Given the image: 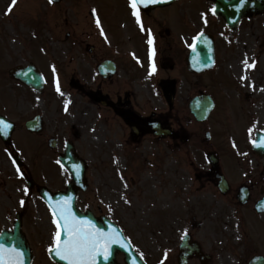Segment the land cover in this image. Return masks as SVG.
<instances>
[{"label":"flooded vegetation","instance_id":"af4514ba","mask_svg":"<svg viewBox=\"0 0 264 264\" xmlns=\"http://www.w3.org/2000/svg\"><path fill=\"white\" fill-rule=\"evenodd\" d=\"M93 1L96 5L86 12V20L91 23L88 22L89 28H82L85 32L81 34H73L75 29L68 17L70 7L64 8L66 49L53 50L50 48L54 44H50L41 51L34 44H24L22 47L27 49L18 50L13 65L3 62L0 115L14 126L11 142L6 144L0 140L1 158L18 154L27 163L58 162L66 146L76 147L83 137L80 128L85 122L74 106L96 110L102 125L114 131L118 142L130 151L132 146L144 145L162 150L169 141L165 136L168 130L176 132L177 141H183L180 131L183 100L195 89L199 79L187 71V57L199 32L187 27L180 17V0L149 11L139 9L140 22L133 15L130 0ZM197 1L209 4L211 11L215 9L216 0ZM97 17L100 26L96 23ZM150 38L153 45L148 43ZM217 50L216 44L218 60ZM16 68L20 71L11 75L15 77L12 78L10 73ZM39 76L45 82L42 91L38 89ZM57 79L66 85L68 95L55 91L53 85ZM7 84L10 90L5 88ZM76 97L78 103H75ZM225 165L220 162L222 169ZM204 166L206 171L197 176L195 172L190 178V183L194 179L200 189L194 193L192 205L187 207L191 216L180 220V254L186 239L189 245L199 247L200 254H192L185 260L180 258V264H249L256 256L264 257L263 240H249L251 237L244 235L234 242L233 236L225 232L229 229L227 221L217 218L226 209L233 208L232 196L236 190L232 187L229 195H221L216 189L217 170L207 162ZM196 169L199 170L198 166ZM43 179V185L61 187L56 191L66 189L70 182V178L64 183L61 178ZM247 184L252 198L257 182ZM3 186L0 178V191ZM40 186L41 180L35 179L29 189L39 193ZM0 204L2 211L6 207L1 201ZM88 207L82 206V210L88 211ZM90 210L96 217L104 216L101 211ZM10 224L8 211L0 212V232L9 229Z\"/></svg>","mask_w":264,"mask_h":264},{"label":"rangeland","instance_id":"374dc122","mask_svg":"<svg viewBox=\"0 0 264 264\" xmlns=\"http://www.w3.org/2000/svg\"><path fill=\"white\" fill-rule=\"evenodd\" d=\"M9 1L0 0V63L15 59L16 55L13 50H17L21 43L27 41L33 30L37 33L36 27H39L41 31H39L37 39H33L35 44H54L52 48L55 50L66 49L63 45L65 41L64 27L61 28L58 25L57 20L60 18L57 12L52 13L51 5L46 0H17L13 11L14 16L4 17V5L6 6ZM70 1L67 0L63 4L62 19L65 16L64 8L70 7L68 17L75 29L73 34H81L85 32L82 28H89L88 22L91 23L89 19L86 20V12H89V9L96 3L93 0ZM187 1L189 0L180 2V11L185 10V18L188 22L191 21V26L192 22L196 21L200 30H213L217 37L218 33L220 34L218 37L219 67L214 73L198 79L195 89L183 100L185 110L181 119H183L184 135L185 138L191 135L190 139H192L188 145L190 148L188 152L199 156L198 148L194 147V143L199 142V138L194 137L197 125L191 121L187 104L193 95L205 93L213 96L219 103V110L213 114L210 122L204 125L201 130L203 134L206 130L212 133L213 150L218 151L224 158L230 157V161H234L237 155L244 156L247 147L246 141H249L252 129L264 131V23L262 24L264 19L260 20L258 25L245 24L236 32L227 30L223 32L222 22L203 21L199 17L200 11L197 9V5ZM55 11L57 10L55 9ZM51 17L53 20L49 25ZM18 21L25 24L17 25ZM48 28L49 31L51 28L53 29L49 32ZM5 35H7V40H3ZM243 55L247 56L249 64H254L255 67L248 68L243 64L244 71L239 76L234 66L239 64L238 60L240 61ZM242 77H247V79H242ZM75 101L78 103L79 100L75 98ZM77 109L82 113V116L88 113L87 120L84 119L85 122H88L83 128L84 137L76 144L80 153L87 158L89 163L88 177L92 191L87 197L93 199L95 207L101 206L107 211L109 199L113 200L112 203L119 202L117 213H115L117 218L124 220L122 224L127 227L126 230L141 248L151 254V262L153 264H177L180 220L188 219L189 212L186 207L192 201V193L185 188L182 181L180 182V165L184 163L182 153L180 152V157L177 151L170 152V149L166 151V154L164 153L161 158V165H163L160 167L161 172L157 173L154 170L156 176H160V178L156 182H149L150 187H144L139 179L129 186L126 191L129 192L132 206L124 204V200L120 197L121 194L109 192L106 197L102 196L101 192L119 185L118 172H120L121 166L124 169L126 166L125 163L121 164L119 160L115 159L113 161L115 165L112 163L113 168H108L107 171L101 161L107 163L114 155H123L126 159L131 160L130 157L132 156L140 157L138 156L139 152L135 147L131 151H136L137 154L131 153L129 149H124L114 133L108 132L106 127L102 125L98 115H96V110L86 109V107H77ZM148 148L149 153L146 148L140 149L142 154L140 158L145 159L143 155H146L147 159L156 158V149ZM182 149L186 150V147L180 148V150ZM237 160L241 161V159ZM129 164L131 165V163ZM0 165L4 168H10L9 164L7 166V164L0 163ZM108 167H110L109 162ZM54 169L55 167L50 165L48 175L57 176V170L54 171ZM244 169V163H241L233 174L241 177ZM10 174L15 177L13 171ZM129 177L135 180L137 175H130ZM260 185L264 187L263 175L260 179ZM120 188L122 189V187ZM221 205L219 204V206ZM229 211L231 210L226 209L225 212L228 214ZM242 212L251 211L242 210ZM25 215V232L30 237L29 240L35 253V264H54L49 259L47 251L43 250L46 246L45 243L50 242V237L53 238L54 242L56 226L53 220L48 217L45 208L39 203L31 204ZM248 216L251 221L255 219L254 214L250 213ZM255 237L257 241L262 240L264 232L261 230Z\"/></svg>","mask_w":264,"mask_h":264},{"label":"snow or ice","instance_id":"6c2138e0","mask_svg":"<svg viewBox=\"0 0 264 264\" xmlns=\"http://www.w3.org/2000/svg\"><path fill=\"white\" fill-rule=\"evenodd\" d=\"M158 2L159 0H130V6L137 22H140V5L147 6ZM16 3L17 0H12V6H15ZM49 3H54V0H49ZM11 11L12 7H9L8 12L10 13ZM212 11L215 12L216 9H212ZM96 23L100 26L99 17H97ZM141 28H143V24H141ZM101 33L103 34V28H101ZM148 43L153 45V40L150 38ZM193 51H195V45H193ZM152 52L154 55L155 48H153ZM243 64L248 68L255 67L254 64H249L247 59L243 61ZM152 70H155L154 64L152 65ZM242 79H247V77H242ZM56 91L63 95L58 79L56 80ZM65 110H67V107ZM3 127L6 131L10 125L5 123ZM25 192H27V189H25ZM23 203L24 201L21 200V204ZM52 215L56 231L53 246L49 250L59 257L60 260L66 261V264H98V258H102L105 261L108 260L111 255L112 245L130 246V242H127L126 238L117 230L113 229L106 232L96 227L90 220L78 217L73 212L71 203L67 199L59 201L53 207ZM23 257V252L16 247L6 248L0 245V264H23Z\"/></svg>","mask_w":264,"mask_h":264},{"label":"water","instance_id":"95a60500","mask_svg":"<svg viewBox=\"0 0 264 264\" xmlns=\"http://www.w3.org/2000/svg\"><path fill=\"white\" fill-rule=\"evenodd\" d=\"M164 1H169V0H164ZM245 1H247V0H235L234 3L241 5ZM250 1H253V0H250ZM257 1H259V0H257ZM249 5H250V2H249ZM240 10H241V8L240 9H236V7L234 8L233 12L238 13L237 17H239L242 14L243 10L242 11H240ZM234 16H232V17H234ZM192 53L195 54V56H198L200 58L199 62H200L202 67H205L206 65H208L212 61V45L210 44V42L204 40V38H202V37L197 41V47H196L195 51H193ZM212 107H213L212 102H211L210 98H208V97L197 98L191 104L192 112L195 114L197 119L200 121H203L208 117L209 113L212 110ZM261 145H264V139H262V137L259 139V142L256 144V147L259 149L260 152L264 153V146H261ZM64 163L66 164V163H68V161L64 162ZM55 258L58 260V262L60 264H66V261H62V260L58 259L59 257L57 258L55 256ZM29 262H30V259L29 260L27 259V263H29ZM98 264H106V263L103 261H101V262L98 261Z\"/></svg>","mask_w":264,"mask_h":264},{"label":"bare ground","instance_id":"6f19581e","mask_svg":"<svg viewBox=\"0 0 264 264\" xmlns=\"http://www.w3.org/2000/svg\"><path fill=\"white\" fill-rule=\"evenodd\" d=\"M245 59H243V60H240V61H238V63L239 62H242V61H244ZM235 67H236V69H237V72H238V74L240 75L241 74V72H242V69L240 68V66L239 65H235Z\"/></svg>","mask_w":264,"mask_h":264}]
</instances>
